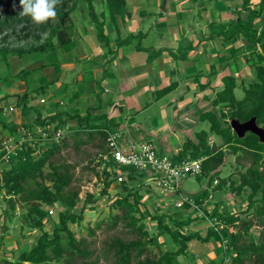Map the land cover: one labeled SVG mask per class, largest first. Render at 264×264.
<instances>
[{
    "label": "trees",
    "instance_id": "16d2710c",
    "mask_svg": "<svg viewBox=\"0 0 264 264\" xmlns=\"http://www.w3.org/2000/svg\"><path fill=\"white\" fill-rule=\"evenodd\" d=\"M250 1L241 0L240 9L236 11L235 18L218 26L219 30L215 33L223 42H233L241 37L247 43L244 49L246 55L240 60L239 48L230 47L226 55L218 58V61L223 63L222 69H228L231 74L223 75L220 78L221 88L210 100V109L198 114V123H207L208 130L195 132L194 140L186 138L177 153L172 156V160L180 162L186 159H201L200 175L207 176L210 172H216L217 167L223 162V152L220 147L216 148L212 144H207L208 133L219 137L224 148L229 149L233 155L239 151L241 155L237 159L249 158V165L239 174L237 180L229 181V191L232 195L238 196L243 188H248L247 207L244 212L255 204L256 200L253 198L259 193L257 207L254 206L256 208L253 213L257 225L261 226L263 230L260 242L256 245L251 241V236L248 234L251 226L250 220H243L238 214L218 212L216 206H213L209 214L202 209V218L210 221L215 220L216 224L220 226L218 230L208 227L204 236H200L198 232L183 233V229L194 218L179 217L176 212L159 215L148 214V211L146 212L141 205L142 196L138 194L137 188H132L133 190L128 192L125 183L122 182L120 183L122 184L121 188L125 189L127 193L121 198L115 197L112 200L111 206L119 209L120 212L108 218L107 223L110 228H114L117 221L120 220L134 236L129 240L111 236L103 241V247L93 256L94 251L89 249L82 239L76 240L67 228V223L75 224L81 219V213L77 215L71 212L78 202V190L71 186V181H73L71 170L75 164L66 163L60 156L57 157L61 159L60 161H54L53 158L54 155H58L60 148H65L67 145H70L75 151L80 146L89 144L97 149L96 155L106 154L108 148L105 139L107 133L114 130V126L107 123L106 115L103 113L91 114L89 108H85L82 114L77 108L70 110L68 105L77 98L78 94L76 92L66 94V90H68L66 84L61 87L59 94L63 95L62 101L66 102L67 107H60L59 101H50L45 106L28 105L35 96L45 95L48 87L54 82H46L42 77L40 83H37L35 79L33 81L27 79L37 70L49 67L48 62L45 61L44 64L36 68L30 70L20 68L12 76L10 75L13 79L23 81L27 88L20 95H13L14 107L19 108L20 114L25 120L23 123H7L3 115V107L0 105V145L5 134L17 138L19 131L32 132L33 129H39L44 135V137L42 136L45 138L44 142L47 143V146L36 158L33 156V148H30L29 145L26 146L27 143H23L19 149L16 148L13 151L11 156L9 155L7 161L0 163L7 166L6 169L2 168L0 171V198L6 203L8 209L3 215L7 216L9 212H12L15 201H20L26 209L20 215L19 230L24 227L38 233L34 244L21 250L14 258H3L2 264H175V259L178 256L185 257L187 255V244L193 240L201 244L213 242L219 245L222 241L224 243L227 241L226 250H223L224 254L228 255L227 264H249L248 262L264 264V161L260 162L264 156V143L259 144L257 138L250 133H245L241 139H238L228 125V121L232 118L243 122L254 116L256 125L264 129V22L260 25L259 22L257 24L254 22L264 17V0H257L253 8L249 6ZM92 2L93 0H62V3L57 5L56 20H49L47 23L37 25L28 16L20 14L22 8L19 0H0V36L6 34V36L0 37V63L8 65V56H15L17 59L39 57L58 49L62 54L69 53L76 44L72 38L73 24L70 22L65 24V20L76 10L78 4H84L85 17L89 26L92 27L97 42L106 48L104 55L110 54L111 50L108 48L107 35L103 33V25L106 21L114 24L117 17L125 16V0H100L103 6V11L100 12L94 10ZM240 11L244 12L243 17L239 16ZM83 31L88 33L85 27ZM15 32H18L19 35L11 39L12 43L7 42V38L11 35L14 36ZM41 34H45L44 39H40ZM29 35L33 40L32 44L22 48L11 45L19 43ZM133 37L135 38L130 34L119 40L118 46L127 45ZM135 47L137 51L140 50L138 45ZM150 59L151 56L148 55L146 60ZM58 60L60 61L61 57ZM239 65H247L253 69V78L245 86L241 81L236 85L232 74L237 72ZM7 79L3 77L4 82ZM30 87L32 88L29 89ZM169 87L167 86L158 93H164ZM236 87H239L243 93L239 100H236L233 95V90ZM7 99L6 95L0 96V102L7 104L5 102ZM56 108L58 109L54 113L49 112ZM216 108L218 115L214 111ZM221 108L229 109V112L225 113ZM43 110H45L44 115H42ZM28 114H31V118H27ZM68 123L72 124L68 125ZM65 127L67 130L64 129ZM57 130L68 134L69 142L64 140V136L60 141L55 142L54 134ZM35 139L40 141L41 138ZM3 155L4 151L0 147V160ZM44 167L47 168L45 172L43 171ZM131 173H127L128 181L132 180ZM94 175L101 180L102 186L99 195L105 196L106 189L113 182L114 174L103 169L102 178L96 173ZM222 183L216 188L219 189ZM200 195L194 201L198 206L202 204L203 200ZM91 198V194H85L79 212L84 206L93 203ZM54 204L61 206L62 210L57 213L56 222L51 224V231L47 233L43 229V219L48 218L47 210L44 208ZM139 207L143 209L141 210ZM182 208L187 209V206L184 205ZM143 212L145 213L143 214ZM134 213H137L138 217H135ZM145 216L154 221V231L156 232L153 236L147 234L140 222ZM96 227L98 226L96 225ZM227 227H233V231H227ZM88 233L92 234L90 230ZM21 236L23 237L22 233ZM164 236L172 244L173 249L167 244H164L163 248L161 242H158V239ZM244 237H247L248 243L244 241ZM163 241L165 240L163 239ZM149 245L155 250H152ZM219 252L222 253L221 248H219ZM222 257L220 259L210 258L205 264H225Z\"/></svg>",
    "mask_w": 264,
    "mask_h": 264
},
{
    "label": "rangeland",
    "instance_id": "374dc122",
    "mask_svg": "<svg viewBox=\"0 0 264 264\" xmlns=\"http://www.w3.org/2000/svg\"><path fill=\"white\" fill-rule=\"evenodd\" d=\"M128 6L130 9V12L135 16L136 12L140 10L147 11L149 9V5L145 1L139 0H127ZM238 3H234L232 6L235 7L236 10L240 9L241 0L236 1ZM257 0H251L249 3V6L253 8L254 3H256ZM162 3V1H161ZM93 8L95 11H100V6L98 5V0H93L92 2ZM191 7L196 6V3L194 2H188ZM218 8H221L218 7ZM220 10V9H219ZM229 10H231L229 8ZM158 11V10H156ZM222 11V10H221ZM230 12V11H229ZM86 8L84 4H78L76 10H74L69 18L65 20V24L71 23L73 24V35L72 38H74L75 41V50L70 52L69 54H62L61 50H56L49 52L47 55H40L33 56V57H26L24 59H17L14 57H7L8 65H5L4 63H0V96L6 95L7 98L13 97L11 94L19 92L17 89L16 84L11 82L9 85L8 80L5 82L3 81V77L5 78H11L10 73H14L18 71L20 68H27L31 69L37 65H39V61H47L49 64L50 69H46L41 72V75H45L46 81H54L52 84V89L48 92L50 93V99L51 102H58L61 100V104L59 105L62 108L67 107V104L65 101H62V99L58 98L59 93L55 92L57 89H54L56 86L59 85V82H63L61 87H63L65 84L67 85L66 94H70L71 92H76L75 83L72 82V78L74 75L78 74L82 68H87V59L96 54H98V47L94 46L95 41L93 39L92 34L85 33L83 31L84 27L87 28V18L85 17ZM158 13V12H157ZM231 13V12H230ZM241 13V11L239 12ZM243 15L244 12L242 11ZM137 16V15H136ZM85 18V19H84ZM70 20V21H69ZM144 21L149 22V17L146 16L143 18ZM264 20V17L261 19ZM256 24L258 23L256 20L254 21ZM260 25V21L258 23ZM145 25V24H144ZM154 31V30H153ZM6 36L4 33L2 36ZM8 35V33H7ZM16 35H19L18 32H15V35H11L9 38H7V42H11V39L15 37ZM0 36V37H2ZM45 34L40 35V39H44ZM32 38L31 36H27L24 40L20 41L19 43H13L11 44L13 47L16 48H22L24 46H28L32 44ZM88 53V54H87ZM75 54V55H73ZM246 55V54H245ZM61 57V60H63L62 57H66L65 61H67L68 57L72 60L73 65L71 66L72 69L67 70L66 68H70V66L62 65V73L58 75V77L55 76V74L59 73V63L58 60L59 57ZM240 57V56H239ZM74 58V59H72ZM68 59V60H69ZM241 60V58H240ZM44 64V63H43ZM84 66V67H83ZM239 69L237 72L232 73L235 78L236 85H238V82L241 81L243 86L250 81L253 78V69L250 66L247 65H239ZM67 70V71H64ZM229 72V70L225 69L224 73ZM11 73V74H12ZM231 73V72H230ZM9 75V76H8ZM40 75V74H39ZM37 78V72L32 73L28 76V80L33 81ZM15 82H22L19 79H15ZM214 82V81H213ZM34 84V83H33ZM213 88V93L208 94V100L207 103L202 104L200 107L196 108L195 118L197 119L198 115L197 113L202 111L203 109H210V100H212L215 96V92L220 90V81L217 83ZM35 85V84H34ZM20 86H22L20 84ZM82 93L79 94L81 100L78 101V106L76 104V107L79 111H81V106L87 107V102H84L85 97L87 96V85L86 88H83L82 85ZM30 87L29 89H31ZM51 88V87H50ZM60 87L58 86V89ZM27 89V88H26ZM81 89V88H80ZM84 89V91H83ZM5 90V91H4ZM22 89H20L21 91ZM78 91V90H77ZM78 93V92H76ZM47 94V93H46ZM233 95L236 100H239L242 98L243 93L239 87H236L233 90ZM44 100H47L45 96L40 97ZM12 101H9L10 103L6 104L4 102H0V105L2 107H8L10 104H13L14 98H11ZM49 99V100H50ZM187 103L193 102L195 100V97L188 94V97L186 98ZM37 101V99H36ZM6 102V101H5ZM46 102V101H45ZM34 103V102H33ZM68 107H70L68 105ZM18 108V107H17ZM54 108V107H53ZM110 107L111 111H109L108 114H114L117 113V108ZM201 108V109H200ZM56 109H51L49 112L54 113L57 111ZM81 109V110H80ZM156 106L153 104L151 106V110H155ZM200 109V110H199ZM225 113L229 112V109L221 108ZM71 110V107H70ZM216 115H218V109H214ZM15 112V113H14ZM45 110H43L42 115H44ZM8 113V112H7ZM5 115L7 116V121H11L13 118L17 122L20 119L19 118V110H14L12 113ZM130 113V116H133V112H127ZM157 117V116H156ZM221 119V118H219ZM6 121V120H5ZM6 121V122H7ZM155 124L162 123L160 117L155 118L154 120ZM173 121L168 124L167 126L171 128V124ZM190 126L189 130H181L180 133L175 132V135L173 130H169L168 128H163L160 133L162 139H160L158 142L156 139L149 138H128V141H132L136 144L146 142L148 139L156 146H163L160 145L161 143H165L167 145H171L169 147H175L179 144H182L186 138H190L194 140V133L199 130H208V124L207 123H197L193 122ZM72 123H68V125H71ZM143 126L146 124L143 122ZM170 125V126H169ZM66 129V127L64 128ZM63 129V130H64ZM67 130V129H66ZM65 130V131H66ZM169 130V131H168ZM170 132V133H169ZM183 133V134H182ZM43 133L38 129H33L32 132L28 131H19L17 138H13L12 136H3V139H1V150L4 151V155L2 157V160H0V163L3 161H7L9 158V155L11 156L13 151L16 148H20L21 144L27 143L26 146H30V148H33V156L36 158L39 153L47 146V143L44 142L45 138L42 137ZM55 136V134H54ZM64 136V137H63ZM41 138L40 141H37L35 138ZM55 142L60 141L63 137L66 142H69L68 140V134L63 133V131L60 132L59 136H55ZM123 143H126L125 139H122ZM207 144H212V146H215L216 148H221L223 152V162L222 164L217 167L216 172H210L207 176H203L200 174L194 175V176H186L183 177L180 180L179 183V190L180 192L178 194L182 196H186V198L190 199L191 202H194L196 197L200 194V198H202V205L198 206L199 208L205 210L206 213H210L213 206H216L215 208L218 209V212H228L238 214V216L243 220H250L251 226L248 230V234L251 236V241L253 244H258L260 242V237L263 234L262 227L257 225L256 219L254 217L253 210L257 207V199L259 198V193H257L253 200H256L255 204L251 206V208L244 212L247 207V199L246 195L248 194L249 190L248 188H243L241 193L238 196L232 195V193L229 191V181L230 180H237L240 173L244 171V169L249 165V158L246 159H237L241 155L238 151L236 155H233L231 151L227 148H224L222 141L219 137L212 135L211 133H208L206 137ZM161 149V148H160ZM96 148L91 147L89 144L80 146L77 150L73 151L70 145H67L65 148H60V151L58 155H54L53 160L54 161H60V158H57L60 156L64 159L66 163L75 164L74 168L71 170L73 175V181H71V186L74 188H77L78 190V202L75 204V206L71 209V212L75 214L81 213V219L78 223L71 224L67 223V228L72 233L73 237L78 240L82 239L84 243L88 246L89 249H92L94 251V254H97L99 249L103 247V241L107 240L108 238H111V236L119 237L122 240H129L134 235L130 233L124 226L123 223L118 220L116 226L113 228H110L107 223V219L110 218L113 215L119 214L120 210L117 208H114L111 206L112 200L114 198H121L123 197L127 192L125 189L121 188L120 183L124 182L126 188L128 189V192L130 190H133L132 188H137L139 191L138 194H140L141 197V205L143 208H145L146 212L148 214H165L170 212H176L180 215V217L186 218L190 217V219L194 218L192 221L193 224L189 225L188 227H185L183 229V233L186 232H198L200 236H204L206 229L211 226L212 223L216 222L215 220H208L201 217H196L194 210L192 209H185V208H174L172 206V203L174 199H179L177 195H170L167 192H164L161 190V188L156 187L155 184H152L150 182H146V179L149 177L146 174H132V180L130 183L126 181H117V178L123 177V173L119 170H117V167L114 164H109L106 161H103L101 156L96 155ZM162 151V150H161ZM159 152V151H158ZM165 153V155H168L169 153L167 151V148L162 151ZM264 161V156L260 159V162ZM259 162V163H260ZM238 163V165H237ZM260 165V164H259ZM261 166V165H260ZM6 169L7 166L0 164V171L1 169ZM108 170L106 172H112L114 174L113 182L108 186L106 189V195L101 196L99 195V191L101 189V180L95 177V173L99 175L102 178L101 172L102 170ZM119 169V168H118ZM43 171H47V168L44 167ZM121 172V173H120ZM134 181V182H133ZM133 184H132V183ZM222 183V186L217 189L216 186ZM47 184V182H46ZM132 184V185H131ZM138 184V185H136ZM149 184V185H148ZM129 185L134 186L130 187ZM91 194L93 201L92 204L86 205L83 207L82 211L80 209L82 208V201L85 197V194ZM169 194V195H168ZM129 201H131V198H129ZM256 206V207H254ZM141 210L143 209L142 207ZM25 207L21 204L20 201L16 200L14 209L12 212H9L7 216H4L3 213L7 212V206L4 201L0 198V264H2V259L6 257H16L18 253L30 247L32 244H34L38 233L36 231H29L27 228L22 227L19 230V227L21 225V219L20 215L25 212ZM47 210L48 218L43 219V229L50 233L51 231V224L56 222V216L57 213L62 210L61 206L54 204L51 207L44 208ZM184 209V210H183ZM145 212H143L144 214ZM135 217H138V214L134 213ZM148 216H145L143 219L140 220V222L143 224V227L147 234L153 236L156 231H154V221H151L147 218ZM96 225L98 227H96ZM218 228H220L219 224H216ZM153 228V229H152ZM88 230L92 232L90 235L88 233ZM227 231L232 232L233 227H227ZM21 233L23 234V237L21 236ZM165 241L161 238L158 239V242H161L163 248L165 247L164 244H167V246L171 247V243H169L168 240H166V237L164 236ZM246 243H248L247 237L243 238ZM226 241V240H225ZM163 242V243H162ZM151 246V245H149ZM220 246V247H219ZM227 241L225 243H222L218 245L217 243L209 242L205 244H201L198 241H190L187 244L186 249V256H178L175 259V264H205L207 260L210 258H216L220 259L222 256L223 262L225 264L228 263V255L224 254L223 250H226ZM152 250H155L152 246L150 247ZM219 248H221V252H219ZM173 249V248H172ZM224 250V251H225ZM229 250V249H228ZM229 253V252H228ZM222 255V256H221ZM251 264L250 262H248Z\"/></svg>",
    "mask_w": 264,
    "mask_h": 264
},
{
    "label": "crops",
    "instance_id": "0c3cea01",
    "mask_svg": "<svg viewBox=\"0 0 264 264\" xmlns=\"http://www.w3.org/2000/svg\"><path fill=\"white\" fill-rule=\"evenodd\" d=\"M137 1L139 2V0ZM143 1L148 2L149 9L147 11L140 10L136 12L137 16H134L130 12L127 0H125V16L117 17L114 24L109 21L104 23L103 33L107 35L108 48L111 50L108 55H104L106 48L97 42L87 20L85 30L88 31L87 35L92 34L95 41L94 46L98 47L99 53L92 57L90 55L87 59V68H82L72 78V82L78 87L75 88L78 95L69 106L71 110L77 108L76 104L78 106V101L81 100L79 94L82 93L80 85L83 88H86L87 85V96L84 99V102H87V107L81 106L80 114L84 112L85 108H89L91 114H105L107 123L114 126V130L123 132L122 139L126 141L128 138L143 139L149 136L158 142L163 138L159 133L163 128L173 130V136L175 132L180 133L181 130L190 131L189 128L194 124L193 122L197 123L194 115L196 108L207 103L208 94L213 93V87L216 85L214 82L218 83L223 75L231 74L228 71L224 73L226 68L222 69L223 63L219 62L218 58L226 55L227 50L233 47L239 48L238 55L242 59L246 54L244 49L247 43L241 37L233 42H223L215 34L219 30L218 26L235 18L237 8L235 9L232 5L238 3L236 2L238 0H190L191 3H196L194 7L188 4L189 0ZM98 5L100 11H103L100 0H98ZM220 6L221 8H218ZM146 16L149 17V22L143 20ZM239 16H244L242 11ZM262 18L256 21L262 23L264 22L261 20ZM130 34L135 38L130 39L127 45L119 47V40ZM136 45L140 48L139 51L136 50ZM73 51H76L75 48L70 52L73 53ZM148 55L151 56L150 60H146ZM62 58L63 60L59 63L60 71L55 74L56 77L62 73V65L70 66V68H66L67 70L72 69V60L69 57L67 61H65L66 57ZM37 61L41 62L39 65L43 64V61ZM46 69L50 68L44 67L36 71L37 78L35 80L37 83L41 82V77L46 81L45 75H41V72ZM11 73L12 76L15 72ZM7 80L9 85L13 81L19 91L11 96L20 95L26 90L24 83H16L12 77ZM62 84L63 82H59L60 88L58 89L56 86L55 92L59 93ZM167 86H170L167 91L158 93ZM20 89L22 90L20 91ZM51 89L52 85L46 90L47 94L35 96L28 105L45 106L48 104L52 100L50 99L51 94H48L47 91ZM188 94L195 97L193 102L187 103ZM43 96L47 100L40 98ZM11 98L14 97L8 98L7 104L12 101ZM58 98L64 99L62 94H59ZM59 104H61V100ZM153 104L156 106L154 111L151 110ZM110 107L117 108V113L108 114L111 111ZM16 109L19 110L14 107V103L3 107L6 121L8 119H6L5 113L10 114ZM206 110L208 108L198 112L197 115ZM126 111L133 112V116H130V113H126ZM18 114L20 118L18 122L13 118L7 123H23L24 117L20 111ZM156 116L160 117L162 123L158 125L154 123ZM27 118H31V114H28ZM172 121L170 128L167 125ZM143 122L146 124L145 126L142 125ZM144 143H149L155 148L150 139ZM167 144L161 143L160 145H164V147L156 146L155 149L163 153L162 151L167 148L169 152L167 154L172 155L177 153L181 145L169 147L171 145ZM178 216L180 217V215ZM191 224L193 222L189 225ZM161 238L164 239V237Z\"/></svg>",
    "mask_w": 264,
    "mask_h": 264
},
{
    "label": "built area",
    "instance_id": "2783aa9c",
    "mask_svg": "<svg viewBox=\"0 0 264 264\" xmlns=\"http://www.w3.org/2000/svg\"><path fill=\"white\" fill-rule=\"evenodd\" d=\"M9 110L11 109L9 108ZM59 134L60 131L57 130L55 136L58 137ZM122 134L123 132L118 130L107 133L105 143L108 151L101 156L103 161L113 163L117 167V170L123 173V177L117 178V181H126L129 183L130 181L127 180L128 172L138 175L142 173L146 174L149 176L146 182L155 184L156 187L161 188L162 191L170 195L178 196L179 199H174L172 203L174 208H182L186 205L187 209L194 210L196 217L202 218L201 208L195 202H191L186 196L178 194L180 192L179 183L183 177L200 174L201 160L186 159L180 162H174L172 156L175 154L165 155L160 153L149 143L143 142L136 144L132 141L123 143L121 140ZM130 187L134 186L129 185ZM204 219L208 221V219ZM215 224L216 222L212 223L210 227L213 230H218L219 228Z\"/></svg>",
    "mask_w": 264,
    "mask_h": 264
},
{
    "label": "clouds",
    "instance_id": "9594fccd",
    "mask_svg": "<svg viewBox=\"0 0 264 264\" xmlns=\"http://www.w3.org/2000/svg\"><path fill=\"white\" fill-rule=\"evenodd\" d=\"M62 0H19L21 15L28 16L34 24H44L57 18V5Z\"/></svg>",
    "mask_w": 264,
    "mask_h": 264
},
{
    "label": "water",
    "instance_id": "95a60500",
    "mask_svg": "<svg viewBox=\"0 0 264 264\" xmlns=\"http://www.w3.org/2000/svg\"><path fill=\"white\" fill-rule=\"evenodd\" d=\"M228 125L236 138L241 139L245 133H250L257 138L259 144L264 143V129L256 125L254 116H251L243 122L232 118L228 121Z\"/></svg>",
    "mask_w": 264,
    "mask_h": 264
}]
</instances>
